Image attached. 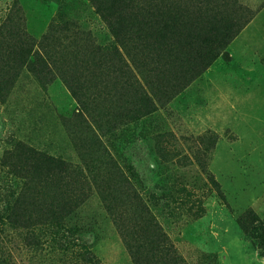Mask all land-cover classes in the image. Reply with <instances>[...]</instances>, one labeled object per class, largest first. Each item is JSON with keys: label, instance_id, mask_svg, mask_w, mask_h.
Masks as SVG:
<instances>
[{"label": "rangeland", "instance_id": "obj_1", "mask_svg": "<svg viewBox=\"0 0 264 264\" xmlns=\"http://www.w3.org/2000/svg\"><path fill=\"white\" fill-rule=\"evenodd\" d=\"M0 70L4 264H63V238L130 263L115 165L189 264H264L236 222L264 220V0H0ZM60 209L67 232L37 226Z\"/></svg>", "mask_w": 264, "mask_h": 264}, {"label": "trees", "instance_id": "obj_2", "mask_svg": "<svg viewBox=\"0 0 264 264\" xmlns=\"http://www.w3.org/2000/svg\"><path fill=\"white\" fill-rule=\"evenodd\" d=\"M197 46L196 50L206 49L208 43L202 39ZM125 72L130 81V86L138 95L140 102L149 104V110H153V94L146 77L142 76L134 68H126ZM0 77V94H3L7 92L11 82L13 83V79L5 74L3 70H0ZM170 137L171 134L168 133L156 134L154 138L155 146L160 149L161 144L169 143ZM115 169L120 185L126 193V198L124 201H120V213L118 215L114 212L110 213L115 214L113 215L114 224L133 264H189L173 245L170 237L147 204L148 201L137 191L134 183L125 174L124 169L119 168L117 165H115ZM71 171L76 176L82 174L81 169L78 167H71ZM214 184L219 198L227 205L218 184L215 182ZM107 209L111 210L112 208L109 207ZM204 212L203 208L199 209L197 217L202 216ZM68 215H65L64 210L60 209L47 218L46 224L41 223L37 226H54L56 231L67 232V229H70L66 226ZM236 222L247 237L255 240L261 256L264 257V220L253 210L248 209L236 217ZM34 227L29 226L30 232H34ZM60 241L57 248L65 251L66 255L63 264H102L89 249L82 247L79 251L72 250L75 246L74 243L66 238ZM0 264H4L2 260H0Z\"/></svg>", "mask_w": 264, "mask_h": 264}, {"label": "crops", "instance_id": "obj_3", "mask_svg": "<svg viewBox=\"0 0 264 264\" xmlns=\"http://www.w3.org/2000/svg\"><path fill=\"white\" fill-rule=\"evenodd\" d=\"M104 259H106V258H104ZM125 260H126V259H125ZM117 264H121V263L117 262ZM125 264H132V262H131V260H130V263H129V261H128V262H125Z\"/></svg>", "mask_w": 264, "mask_h": 264}]
</instances>
